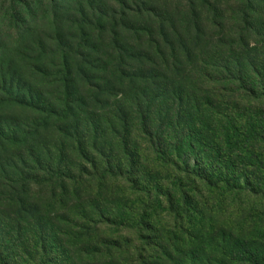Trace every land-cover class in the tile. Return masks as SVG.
Instances as JSON below:
<instances>
[{
	"label": "trees",
	"instance_id": "obj_1",
	"mask_svg": "<svg viewBox=\"0 0 264 264\" xmlns=\"http://www.w3.org/2000/svg\"><path fill=\"white\" fill-rule=\"evenodd\" d=\"M9 1L24 5L0 25V209L21 220L9 229L0 212V264H60L51 215L71 198L86 200L87 264L103 262L100 250L117 264L140 263L141 250L123 261L131 243L123 232L146 250L161 225L185 241L198 233L197 251H216L214 264H264V239L248 231L264 219V183L248 179L264 174V134L244 164L211 156L193 65L197 39L232 26L214 59L224 49L247 54L218 59L212 69L228 88L208 93L224 91L264 113V47L250 49L253 40L264 44V0H39V9ZM231 1L226 19L221 6ZM199 49L203 57L207 48ZM110 185L119 189L112 203L101 199ZM221 218V231L209 226ZM204 250L182 264H211Z\"/></svg>",
	"mask_w": 264,
	"mask_h": 264
},
{
	"label": "rangeland",
	"instance_id": "obj_2",
	"mask_svg": "<svg viewBox=\"0 0 264 264\" xmlns=\"http://www.w3.org/2000/svg\"><path fill=\"white\" fill-rule=\"evenodd\" d=\"M224 1V0H223ZM26 4L30 5L33 8L39 9V0H26ZM14 5H24L20 3H13L9 0H0V25H6L9 18V10H11ZM221 9L224 11L226 15V19L232 18L235 10V6H233V1L229 3V5L221 6ZM29 21H32V17L27 18ZM232 22V21H231ZM207 29V27H204ZM232 26L224 28L221 32L219 30H213L209 32H205L206 38L198 40L199 46L194 49L196 58L193 59L194 62V70L197 72V75L194 76V79H197V89L202 99H199V103L204 107L201 111V117H199L200 122L202 123V129L205 134L206 144L203 146L204 149H210V155L212 156L215 152H219L221 154L222 160L225 161L229 166L233 164H244L249 159V152L253 151L251 145H253V141L256 140V134L259 135L264 134V113L260 108L253 109L255 107L254 102H246L241 99H237L232 97L231 94L224 95V91L215 92L213 99L214 90L218 89H227L228 87L223 85V83H219L220 75L216 72V69L213 70V64L216 63L218 59L222 58H230L234 62L235 60H242L244 57L241 55H246L247 53L244 51H237L234 53H229L228 50H220L218 51L216 58L214 47L218 44V41L223 40V37L226 33H230L232 30ZM14 37V35H13ZM196 36H194V39ZM206 47L205 53L200 55V49L202 47ZM264 44L260 41L253 40L250 42V49L252 53L255 54V49L263 48ZM197 60L201 62H197ZM250 80H257V78L253 75L249 77ZM215 86L214 88H212ZM211 92V95L208 93ZM238 107V108H237ZM242 110L241 113L245 114L238 117H234V112L236 110ZM219 110V111H218ZM214 111V112H213ZM216 111L222 114V116H218ZM247 119L246 125L245 120ZM244 120V125L241 124V121ZM236 127H233V126ZM243 125V126H242ZM242 140L245 143L237 144L236 141ZM245 144V145H244ZM243 146H248L247 149H242ZM247 151V152H246ZM192 151L189 149H185V155L191 158ZM244 155V157H241ZM191 163V159H189ZM147 166V164L145 165ZM241 168L244 171H249L252 169L250 164L241 165ZM248 179H251L256 184L264 183V174H259L256 172V175H249ZM85 190V188L83 189ZM92 191L91 188L88 190ZM90 193H86L85 198L92 197L89 195ZM32 199L34 200L33 204L39 202V196L33 195ZM119 196V189L117 185H110L102 192V200L106 202H115L116 198ZM220 193L213 195L214 198H217V202H213L212 207L217 206L218 199ZM94 198V197H92ZM100 199V200H101ZM44 202L40 203L38 207L40 208L41 214L44 215L45 208L49 206L47 200H43ZM85 199L76 201L71 198L68 200V203L63 210H59L55 215H51V220H53V227L49 231L52 230L53 236L56 237L58 243H63L62 247H56L59 251V255L62 256L60 260V264H87L85 263V259L82 258V253L87 249L85 247V240L83 235H85V231L83 230V221L85 218ZM88 210V208H87ZM86 210V211H87ZM2 221L5 222L9 229H13V221L19 222L21 219L16 217L12 209L1 208L0 209ZM29 216V213L27 214ZM264 216V213H263ZM0 221V222H2ZM158 221L161 224L166 222L164 218V214H160ZM210 227H216V231H221L224 224V219L221 218L219 223H215V219L210 221ZM24 227L26 225H23ZM250 234L258 233L257 235L264 239V219L261 218L260 222L256 224H252L248 230ZM209 232V231H208ZM118 237V236H115ZM122 239H128L131 243H127L125 246V256L127 258H123V261L130 259L134 254V251L141 250V256H139L140 263L135 264H182L185 262V258H189L191 255H195L198 251L204 250L199 248V242L203 240V237L197 233L193 235L191 239L185 241V236L180 234H174L170 229L165 228V226H157L156 231L149 236V239L152 243L151 249L144 250L143 245L138 243L134 237V234L131 232L124 231L122 234ZM114 238V236H113ZM28 240V236L25 238ZM127 240V241H128ZM264 245V243H263ZM56 246V244H55ZM51 248L52 246L49 245ZM261 248V246L259 245ZM264 249V246H262ZM33 249H29L31 252ZM36 250V249H35ZM100 250V249H99ZM99 250L96 249V252ZM106 253L108 251L105 250ZM34 254V252H33ZM203 260L208 261V263L214 264L216 260H218L216 251L212 248H205L203 253ZM97 258L102 259L101 264H117L114 261H109L107 256L102 257L101 250L97 253ZM108 255V254H107ZM81 256V260L79 257ZM209 257V258H207ZM107 259V260H106ZM133 263L135 260H131ZM198 260L195 261L197 263Z\"/></svg>",
	"mask_w": 264,
	"mask_h": 264
}]
</instances>
